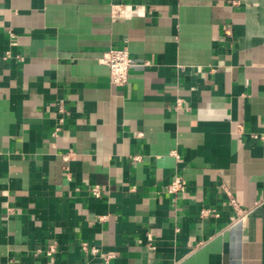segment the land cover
I'll use <instances>...</instances> for the list:
<instances>
[{"label":"crops","instance_id":"0c3cea01","mask_svg":"<svg viewBox=\"0 0 264 264\" xmlns=\"http://www.w3.org/2000/svg\"><path fill=\"white\" fill-rule=\"evenodd\" d=\"M0 264H264V0H0Z\"/></svg>","mask_w":264,"mask_h":264},{"label":"built area","instance_id":"2783aa9c","mask_svg":"<svg viewBox=\"0 0 264 264\" xmlns=\"http://www.w3.org/2000/svg\"><path fill=\"white\" fill-rule=\"evenodd\" d=\"M113 13L115 15H125L131 14V4L130 3H118L113 5ZM14 36V33H11ZM7 58V56L5 57ZM100 62L104 63L109 68V77L112 83L116 85H125L129 81L130 69L134 62L130 55V51L126 46L122 47H111L104 52L103 56L100 58ZM184 99H178L177 107H183ZM68 107L64 98H60L57 101V112L59 113L60 123L64 122V114L67 112ZM60 129V124L56 127L55 133ZM135 160L139 159V156L134 157ZM186 179L177 174L173 177L171 183L168 186V192L171 194H179L186 189ZM95 195H101V190L98 186L92 188ZM231 203L234 205L235 209L239 213L240 217H245L250 212V209L242 208L239 201L230 193L227 192ZM260 203V202H258ZM207 210H202V215L207 214ZM83 248H88V243H83ZM54 251V245H49L46 250L47 254H51Z\"/></svg>","mask_w":264,"mask_h":264}]
</instances>
